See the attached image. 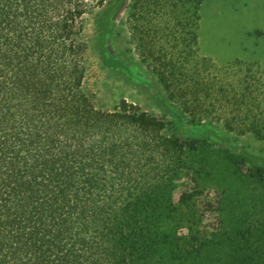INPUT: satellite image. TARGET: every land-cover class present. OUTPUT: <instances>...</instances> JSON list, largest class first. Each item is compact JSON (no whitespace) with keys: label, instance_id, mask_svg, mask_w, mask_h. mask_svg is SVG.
Here are the masks:
<instances>
[{"label":"trees","instance_id":"trees-1","mask_svg":"<svg viewBox=\"0 0 264 264\" xmlns=\"http://www.w3.org/2000/svg\"><path fill=\"white\" fill-rule=\"evenodd\" d=\"M108 1L0 0V264H151L169 244L172 192L199 147L85 92L84 15ZM202 1L132 0V41L190 123L264 143V69L197 60Z\"/></svg>","mask_w":264,"mask_h":264},{"label":"rangeland","instance_id":"rangeland-1","mask_svg":"<svg viewBox=\"0 0 264 264\" xmlns=\"http://www.w3.org/2000/svg\"><path fill=\"white\" fill-rule=\"evenodd\" d=\"M131 5L109 0L84 15V90L105 110L125 99L163 120L164 134L199 147L190 156L192 169L172 192L169 244L157 246L151 264H264V181L254 177L264 173V143L219 122L190 123L135 47ZM198 18L197 60L217 68L239 61L264 69V0H203ZM182 194L189 197L178 205ZM246 257L251 263H244Z\"/></svg>","mask_w":264,"mask_h":264}]
</instances>
